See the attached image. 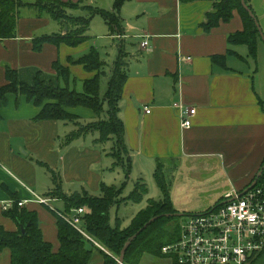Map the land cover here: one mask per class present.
<instances>
[{"label":"crops","instance_id":"crops-1","mask_svg":"<svg viewBox=\"0 0 264 264\" xmlns=\"http://www.w3.org/2000/svg\"><path fill=\"white\" fill-rule=\"evenodd\" d=\"M83 1L98 7L102 0ZM114 1L108 0L109 6L101 9L113 10ZM248 5L264 30V0H250ZM212 6L208 0H130L119 12L123 33L111 35L104 21L103 33L96 36L97 40L107 39L102 45L87 41L73 48L46 43L40 52L34 50L33 39L66 31L61 23L55 21L59 26H54L50 16L31 13L19 20L16 38L0 41V88L7 83V66L26 83L32 84L41 72L46 81L58 85L53 64L60 61L70 69L71 82L77 80L71 87L83 91V82L95 74L87 73L83 65H71L68 58L85 55L93 46L99 52L106 47L107 59L100 52L101 58L106 64L115 58L107 70L110 76L119 46L124 45L127 79L118 116L123 120L125 144L133 160L130 180L136 184L169 160L179 164L193 161L204 166L209 176L203 183L219 188L216 199L222 200L227 193L250 185L264 162V51L261 45L254 60L246 46L228 43L230 35L244 30L238 11L229 22L204 32L201 24ZM46 28L50 31L43 34ZM39 33L41 36H37ZM144 37L151 43L149 49L141 46ZM228 50L237 56L227 55ZM222 56H227L226 68L213 62L214 57ZM180 103L196 108L191 128L181 126L176 107ZM70 112L83 124L97 119L93 110L84 107ZM38 113L36 105L15 95H9L0 110V225L7 231H18V225L5 217V207L11 205L10 210L15 205L12 201L24 202L21 210L37 214L45 240L58 252L56 213L64 214L65 206L61 200L47 196L54 188L51 170L62 178V191L68 195L88 191L99 196L102 183L120 186L125 175L123 167L115 166L109 155L112 141L101 144L97 142L99 133L93 132L66 145V136L76 126L38 121ZM37 197L48 200L47 204ZM10 263V250L0 252V264ZM102 263V256L96 253L91 264ZM251 264H264V253Z\"/></svg>","mask_w":264,"mask_h":264},{"label":"trees","instance_id":"trees-1","mask_svg":"<svg viewBox=\"0 0 264 264\" xmlns=\"http://www.w3.org/2000/svg\"><path fill=\"white\" fill-rule=\"evenodd\" d=\"M130 0H116L113 10L101 9L93 5H87L85 1L64 2L61 0H36L35 3H26L23 0H0V41L17 37V28L20 17V9L31 7L37 17L50 16L57 23L67 27L66 34L46 35L35 38L32 43L34 50L40 52L46 43L56 46L61 44L77 47L90 41L88 32L94 18L101 17L110 29L111 35L124 32L122 19L119 14L122 6ZM183 3L206 0H181ZM213 3L212 10L206 15L201 24L204 32H211L219 27L221 22H229L235 11L242 17L244 30L236 32L228 37V43L236 46H246L250 58L257 60L259 48L264 46L257 26L251 15L242 5V0H208ZM250 0H246L248 2ZM249 6V5H248ZM251 8V7H249ZM252 9V8H251ZM76 11L84 12V15H73ZM254 11V10H253ZM121 45V44H120ZM234 52L228 50L227 55ZM126 52L124 45L119 46V53L114 62L107 82V89L102 94L101 82L109 74L106 71V62L101 58L96 47H91L89 52L78 58L69 57L71 65H83L87 73L95 74L91 79L83 82V91L71 87L77 80L71 82L70 69L60 61L53 64V69L58 75V85L48 82L44 75L38 72L32 84L24 82L19 73L11 67H6L5 76L7 83L0 88V110L7 102L9 95L24 97L29 103L39 108L36 116L38 121H57L73 123L76 130L65 138V144L69 145L79 137L99 133L97 142L101 144L112 141L109 155L114 159L115 166H122L125 180L120 186L101 184V195H91L88 191L68 195L62 191V178L51 170L54 188L48 194V198H57L64 203V214L56 213L57 228L59 236V251L53 250L48 243L39 226L38 216L34 212L18 207L17 203L12 209L5 212L18 225V231H7L0 225V252L10 250V264H91L96 253L102 256V264H118L125 244L140 231L154 217L158 219L141 232L140 236L132 242L126 252L125 264H142L144 256L154 260L156 257L164 258L163 248L178 242L180 228L177 222L179 213L172 203L170 188L163 176V164H159L155 171V179L158 186L164 192V200H149L146 209L139 211L131 220L129 226L123 229L122 219L116 217L113 222L111 212L113 208L118 209L126 201L139 203L148 194L146 185L138 181L134 191L123 198L125 188L131 178L133 160L129 157L128 146L125 144V131L123 120L119 115V101L123 93V85L127 79ZM237 56V55H236ZM239 56V55H238ZM227 56L214 57V64H220L226 68ZM264 106V101H261ZM84 107L93 110L96 120L83 124L80 118L70 112L71 109ZM103 116L106 119H103ZM264 166V162L261 168ZM260 168V170H261ZM259 170V171H260ZM258 176V175H257ZM254 180L244 190L251 187ZM258 187H264V172L259 178ZM223 199L215 205L223 204ZM85 207L89 210L83 217L80 233L73 227L66 217H71L73 210ZM25 229L23 232L22 229ZM145 260H148L145 258ZM176 261V260H175ZM173 264H178L177 261Z\"/></svg>","mask_w":264,"mask_h":264},{"label":"built area","instance_id":"built-area-1","mask_svg":"<svg viewBox=\"0 0 264 264\" xmlns=\"http://www.w3.org/2000/svg\"><path fill=\"white\" fill-rule=\"evenodd\" d=\"M141 46L149 49L148 38H142ZM191 60V59H188ZM179 109L182 128L192 126L196 108L181 103ZM150 114V111H146ZM39 199L42 204L48 200ZM219 207L189 216L181 227L178 242L163 248V254H173L178 264H251L264 253V187L234 190L226 194ZM11 204H16L12 201ZM22 208L24 202L17 203ZM11 206V205H9ZM5 207V212L9 210ZM66 220L80 233L81 224L89 213L85 207L75 210Z\"/></svg>","mask_w":264,"mask_h":264},{"label":"rangeland","instance_id":"rangeland-1","mask_svg":"<svg viewBox=\"0 0 264 264\" xmlns=\"http://www.w3.org/2000/svg\"><path fill=\"white\" fill-rule=\"evenodd\" d=\"M26 3H35L36 0H23ZM108 0L106 4V0L98 1V7L104 8L109 6ZM116 3V0L112 4V9H114V5ZM34 10L31 9V7H23L20 9V17L21 19L23 17L29 16L31 13H33ZM73 15H84V12L82 11H76L73 13ZM55 22V21H54ZM93 23V26H92ZM88 36L90 38V43L96 46L94 43H97L102 45L101 43H104L107 39L101 38L99 40L96 39V36L99 34H102L104 30L102 29V25L104 24V20L101 17H96L92 21ZM260 23V22H259ZM54 26H59L57 23ZM262 26V24H260ZM92 26V27H91ZM263 28V27H262ZM50 31L49 29H43V34L46 32L48 33ZM42 33L37 34V36H41ZM114 47L117 49V45H114ZM105 48L100 49V52L102 53V58L107 59L105 57ZM110 50V49H109ZM262 50L264 51V46H262ZM117 52V51H116ZM111 62L108 60L109 66H106V71L108 68L112 65L114 59L111 58ZM109 79V75L106 76V78H103L101 82V88H102V94L106 92L107 82ZM79 88V87H78ZM82 91V89H81ZM103 119H106V117L103 116ZM69 125H73L72 123H68ZM157 167L154 169V171L150 172L151 175L146 174L141 182H143L146 185V188L148 189V194L144 197L142 201L139 203H133L131 201H126L120 208L117 207L113 208L111 215L114 219L118 217L119 219H122L123 222V229L125 227L129 226L131 223V220L134 216H136L139 211L146 209L148 206L149 200H155L160 201L164 200V192L157 184V181L155 179V171ZM163 176L166 180V183L169 185L170 188V196L171 200L174 197L173 201H175L177 208H178V214H184L182 218H179V221L177 222L178 227L180 228L183 226V223L187 220L189 216L198 214L199 212H205L209 209H211L216 202L218 201L217 196L221 192L219 188L215 187H209L205 183H203V180L209 176L208 173L204 172V166L201 163H193V161L189 162H182L176 163L171 160L167 161L166 166L163 165ZM134 180H138V176L135 175ZM138 182V181H137ZM135 181L130 180L128 182V186L125 189L123 198L128 197L133 191H134ZM55 207H60L56 205V203H52ZM173 205H175L173 203ZM113 221V222H114ZM179 231V232H180ZM181 234V232H180ZM164 258H158L156 257L154 260L149 259L147 256L143 257L142 264H173L176 262V257L173 254L165 255L162 253ZM144 258H147L149 260L145 261Z\"/></svg>","mask_w":264,"mask_h":264},{"label":"water","instance_id":"water-1","mask_svg":"<svg viewBox=\"0 0 264 264\" xmlns=\"http://www.w3.org/2000/svg\"><path fill=\"white\" fill-rule=\"evenodd\" d=\"M242 5H243V7L245 8V10H247V11L249 12V14L251 15L252 19L254 20V23H255V25H256L257 28H258V31H259V34H260V38L262 39V41H263V43H264V30H263L262 26L260 25V23H259V21H258V18H257L256 14H255V12H254L251 8H249V6H248L247 3H246V0H242ZM64 30L67 32V27H64ZM263 172H264V166L261 168L260 172L258 173L257 179L253 182V184L251 185V187H249L248 189L245 190L246 192L249 191V190H251V189H253V188H255V186H256L257 183H258L259 178L263 175ZM177 216H179V217H183L184 214H183V215H182V214H177ZM157 219H158V217H154V219H152V220H151L149 223H147L143 228H141L140 231L137 232V234L134 235V236H133V237H132V238H131L126 244H125L124 250L122 251V254H121L120 258H119V260L117 261L118 264H125V263H124V258H125L126 252L128 251L130 245L132 244V242H133L134 240H136V239L140 236V234H141L142 231H144L146 228H148L150 225H152ZM22 230H23V232H25V229H24V228H23Z\"/></svg>","mask_w":264,"mask_h":264}]
</instances>
